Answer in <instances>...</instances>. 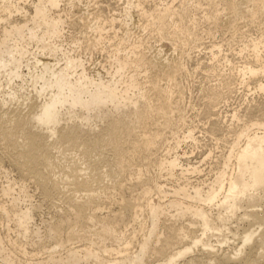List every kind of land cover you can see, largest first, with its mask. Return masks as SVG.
I'll return each instance as SVG.
<instances>
[{
	"label": "bare ground",
	"instance_id": "obj_1",
	"mask_svg": "<svg viewBox=\"0 0 264 264\" xmlns=\"http://www.w3.org/2000/svg\"><path fill=\"white\" fill-rule=\"evenodd\" d=\"M117 1L119 14L87 9L78 22L91 35L67 44V20L81 0H0V151L20 178L3 174L11 181L1 189L9 201L0 202V263L264 264V0ZM239 22L263 29L243 41L245 61L233 65L223 45L212 44L208 63L193 70L216 77L199 89L198 111L212 116L205 132L220 134L225 152L212 180L190 182L202 171L175 153L198 143L182 105L187 62L203 35L224 28L236 36ZM133 26L146 35L134 39ZM153 39L179 56L154 51ZM95 50L107 53L104 72L88 66ZM240 89L246 106L223 111ZM30 180L49 205L66 204L44 232L30 228ZM112 202L117 213L106 207ZM11 223L18 239L48 241L44 259L11 238ZM72 240L86 244L69 247Z\"/></svg>",
	"mask_w": 264,
	"mask_h": 264
},
{
	"label": "rangeland",
	"instance_id": "obj_2",
	"mask_svg": "<svg viewBox=\"0 0 264 264\" xmlns=\"http://www.w3.org/2000/svg\"><path fill=\"white\" fill-rule=\"evenodd\" d=\"M164 1H165V3L174 2L175 5H177L180 2H182V0H164ZM17 2H19V1H17ZM21 4H22L21 6H24L23 3H21ZM122 4H123V1L122 2H118L117 0H81V3L78 4V6L75 9H73V12H74L73 15L70 16L68 18V20H67V25H66V29H65V42L64 43L72 44L73 40L84 38L86 32H88L89 36L91 35L90 31L86 30L85 28L83 29L82 26H80L79 22H78L79 21L78 18L82 14H84L87 9H89L90 11H97V10H100V9L101 10L104 9L105 11L103 13L105 15H114V14H119L120 13V10L123 8ZM153 4H154L153 0H150L149 3H148V7L149 6H153ZM64 5L65 4H63L62 6H64ZM26 6L28 7V5H26ZM204 8H206V7H204ZM199 14H200V16H202L201 13H199ZM16 16L17 15H15V17ZM134 16H135V20L137 21L139 18L137 17L136 14H134ZM19 17H21V15H19L18 18ZM226 19H227V17L225 18V20ZM118 29H120V28H118ZM123 30H124V28H122V30H120V31L124 32ZM130 30H131V33H132V36H133L134 39H136L137 37L139 38V37H143V36L146 35V33H143V31L138 29L137 26L130 27ZM262 30L263 29L261 27H259V26H251L250 27L249 25H247V24H245L243 22H239V29H238V33H237L236 36H234V33H235L234 30H226L224 28L218 29L215 32V35L212 38H209L208 36L203 35V37H202L203 40H202V42L199 43L201 47L199 49H194L196 51L192 52V54L194 53V55L191 54L192 57H193V58L191 57L192 60L189 59V61L190 60L191 61L187 62L189 64V65H187V66H189L188 67L189 72H190V70L192 71L189 74L191 75V73H192V75L190 76L188 74L187 75L188 77L186 76L185 78L182 79L183 85H185V88L187 89L186 90L187 93H186V96H185V99H184L186 102L183 101L184 104H182V105H185V106H183L185 109L188 107L187 108L188 110H186V112H185L186 113V117H187V119L190 118L192 121L191 122L189 121L191 124L188 122V124H190V125L189 126L187 125V126L191 127L192 124L194 123L192 129L193 128L195 129V130L194 129L193 130H194V134L196 133L195 136L198 139V143H197V145H194V144H192L191 141H186V143L183 142L180 145L179 149H177L178 151L175 152V153L179 154L180 157H182L181 159H182V162H183V164L185 166L187 164H188V166H190V165L191 166L195 165L197 167L199 166L200 172L202 171L199 174L188 175L189 179L191 178L190 182H195L196 183V182H199V181H203V179L204 180L207 179L209 181H210V179L212 180L213 177H214V175H212V174H215V170L213 168H216V166H214V164L216 165V160H217V162L219 161V156H222L221 153L225 152L224 146L223 147L221 146V145H223L224 142L219 139V138H222L220 136V134H219V136H218V134H216V136H215V135H211L208 132L209 128H210L209 125H211V124H209L207 122L210 119H212V116H211V118L208 117L206 119V117L205 118L203 117V116H206L204 114V111H202L203 113L200 112L202 109H204V102H202L204 100H202L203 98H202L201 93H199V89L206 88V86L208 87L209 84H210V86H212V84L215 85L216 84L215 83L216 77L213 78L211 76V78L209 77L208 78L209 80H207L205 72L197 71V72L194 73L193 70H195L194 69L196 67L195 64H197L199 61L201 63H203V64H207L208 63V58L210 57V55H208V54H209V51L211 49L212 44L223 45V51L224 52H223L222 55H227L229 57V59L233 61V65H238V64L244 62L245 61V56H242V57L239 56V52H238L239 49L242 48L243 41L249 40L251 38L252 39H256L258 36H260L262 34ZM243 32L245 33V38H246L244 40L240 39L241 38V33H243ZM232 37H234V39H235L233 42H231V40H232L231 38ZM150 42L154 46V51H156V49L158 51H162L164 56L177 58L179 56V54H180L179 51L175 52L173 46L170 43H168V42L156 43L155 39L151 40ZM67 49H69V48H67ZM90 60H92V61L90 62V64L88 66L90 67V69L92 71L104 72L103 66H105L107 64L106 63V61H107V53H102L100 50H95V51H93V54H92V57L90 58ZM201 72L204 73L205 78H204L203 73H201ZM186 78H188V80ZM188 85H189V87H187ZM201 87H203V88H201ZM188 88H189V90L191 92L188 90ZM234 95H235V97H234ZM246 95H248V92H246L243 89H240L239 93L237 92V93L233 94V96H232L233 98L231 99V102H229V105L226 108L227 110L225 109L223 111L228 112V114H229L230 111L232 112L236 108L237 109L244 108L246 106V105L245 106L243 105V104H246V102H245ZM186 105H187V107H186ZM190 106L192 108H194L195 110L194 109L192 110ZM201 106H203V108H200ZM12 107L14 108L15 106H12ZM12 107H11V109H12ZM198 109L200 111H198ZM23 110L25 112L28 111V109L26 107L25 108L23 107ZM196 113H197V115H196ZM198 114H200L201 116L199 117ZM228 114H227V116H228ZM193 117H195V118H193ZM214 118L216 119V117H213V119ZM194 119H195V121H193ZM212 121H214V120H212ZM212 121H209V122L211 123ZM194 125H195L196 128L194 127ZM207 127H209V128H207ZM185 128H187V127H185ZM186 130L183 129L182 131H180L179 135L180 134L181 135L179 137H183L182 135H184L183 133L186 132ZM206 130H208V131L205 132ZM199 140H200V142H199ZM170 143H172V141H170ZM0 149H2V148H0ZM222 151H224V152H222ZM0 152L4 156V152H2V150ZM208 152H210V153L212 152L213 154H211L212 155L211 157L206 159V157L208 155ZM165 153H164V150H163L159 154H160V156L164 157L165 155L166 156L168 155L166 151H165ZM1 154H0V156H1ZM3 156L0 157L3 160L1 162L2 165L0 164L1 168H2V169H0V202H8L9 199L2 198L1 189H2V187L7 186L8 185L7 183H9V181H11V180H12L11 182H13V183H14V180L16 182L18 180V178H19V175H17L19 173H18V171L16 173V171H15L16 169L14 168V165H10L11 164L10 157L4 156V159H5L4 160ZM201 161H203V162H201ZM211 169H213L212 170V172L214 171L213 173L211 172ZM5 172L9 174L8 176H9V179H11V180H6L5 179V177L3 175ZM155 174H157L156 171L154 170V172H153V169H152L150 171L149 175L154 176ZM178 174H180V173H178ZM197 179H198V181H197ZM19 181H20V178H19ZM31 181L32 180H30L29 182L27 181V183L25 182V184L28 186L27 189H28L29 196H30V203L29 204L32 205L34 207V210H35V218H34L35 221L30 226V228H31V230H34L37 227H40V228H42V232H44L43 223L44 222H52V218H54L57 215L58 212L60 213V211H62L65 208L66 204H65L64 200H63L64 203H62L63 201L60 200V201H57V202L58 203L61 202L62 205L59 204L61 206L57 205L58 204L57 202H56L57 204L49 205L48 204L49 202L47 203L46 201H44L42 195L40 194L41 192H39L37 190V187H35L36 185L34 184V182H31ZM161 181H162L163 184H166L167 180H166L165 177H163L161 179ZM168 182L169 181H167V183ZM170 182L171 183L169 185H167V188H168V186L174 185L173 183H175L174 181L173 182L170 181ZM126 184H125V186L127 187L126 189H129L128 188V184L129 183H126ZM169 188H171V187H169ZM128 192H127V194H129L131 196H133V195L135 196V194H136V193L135 194H132V193L130 194L131 191L129 193ZM155 200H158V197H155ZM43 201H44V203H43ZM29 204H25L24 203V204H21L20 207L23 208V207H25L26 205H29ZM55 205H56V208H54ZM106 205H107L106 207L111 209L110 212L114 211V213H117L119 211V205L116 202H112V203H108V204L106 203ZM58 206L61 207V208H59ZM106 207H104V208H106ZM108 208H106V209H108ZM106 209H104V212L105 213L109 212ZM110 209H108V210H110ZM56 211H58V212H56ZM54 213H56V214H54ZM0 224H1L0 225V233H2L4 235L6 233L5 232L6 229L2 225L3 222L0 221ZM10 226H11V230H12L11 231V238L14 241H17L19 243V245L27 246L28 252H30V256H32V254H34V253H32L33 250H34L36 252H40V255L38 256L37 260H41V259H44L46 257L45 253L49 249V246H50L48 241L44 240L42 242L37 243L38 240L34 236L31 239H28V240H25L23 238L22 239H18L19 236L17 234V231L15 230V225L13 223H11ZM130 229H131V227L128 229L129 232L127 231V234L130 233L131 231H133L134 229H136V226H134V228H132L131 231H130ZM67 235H68L67 231L65 230L61 234L60 238L66 240L67 239ZM137 238H136V241H137ZM107 243H108V245L109 244L110 245L114 244L112 241H108ZM85 244H86V242L79 243L77 240H72L68 244V246L69 247H78V246L85 245ZM16 254L18 255V252ZM30 258H32V257H30ZM33 259L36 260L35 257Z\"/></svg>",
	"mask_w": 264,
	"mask_h": 264
}]
</instances>
